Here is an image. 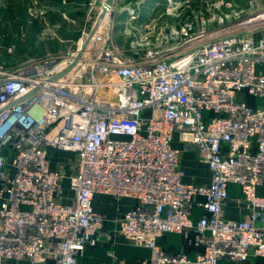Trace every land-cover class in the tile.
<instances>
[{
	"label": "built area",
	"instance_id": "obj_1",
	"mask_svg": "<svg viewBox=\"0 0 264 264\" xmlns=\"http://www.w3.org/2000/svg\"><path fill=\"white\" fill-rule=\"evenodd\" d=\"M104 2L87 0L86 18ZM130 6L114 0L65 50L0 66V264H85L83 250L112 237L95 193L133 200L117 232L149 249L143 264L264 258V102L247 100H264V5L169 23H137ZM122 10L124 43L112 31ZM174 134L208 183L183 181ZM57 151L70 155L54 161ZM231 199L246 217H225ZM165 233L193 256L163 249Z\"/></svg>",
	"mask_w": 264,
	"mask_h": 264
},
{
	"label": "rangeland",
	"instance_id": "obj_2",
	"mask_svg": "<svg viewBox=\"0 0 264 264\" xmlns=\"http://www.w3.org/2000/svg\"><path fill=\"white\" fill-rule=\"evenodd\" d=\"M87 0H0V66L14 68L22 61L46 52L65 50L74 45L81 31L92 28L97 14L86 18ZM250 0H116L119 9L128 5L137 18H154L157 22H174L190 10L205 15L225 12L231 8H246ZM253 6H263L264 0H251ZM190 4L189 7H183ZM178 6V7H177ZM178 8L181 15H177ZM181 8V9H179ZM99 14V13H98ZM128 17L122 10L113 17V36L125 40L123 27ZM264 72V64L257 66ZM149 110L145 112L147 115ZM70 153L57 151L54 161L66 159ZM70 168L72 166L70 164ZM69 192L68 178L63 180Z\"/></svg>",
	"mask_w": 264,
	"mask_h": 264
},
{
	"label": "crops",
	"instance_id": "obj_3",
	"mask_svg": "<svg viewBox=\"0 0 264 264\" xmlns=\"http://www.w3.org/2000/svg\"><path fill=\"white\" fill-rule=\"evenodd\" d=\"M134 20L137 23L147 20L148 18H137L134 14ZM129 18V15L127 19ZM126 19V20H127ZM125 21V20H124ZM123 42L121 40H118ZM252 102H264L263 99L251 98ZM172 146L180 150L179 165L184 170L183 181L195 183H208L210 180V171L205 162L200 160L196 151L189 146H185L174 134ZM55 164L53 163V166ZM230 195L237 196L239 190L236 185H229ZM257 193L264 195V182L257 188ZM70 192L66 191V196ZM133 205V200L128 197L115 199L110 195L95 193L92 198V209L103 217V227L111 233V239L101 238L95 246L86 247L79 259L85 264H98L100 262H113L117 264H143V261L149 256V249L143 246H137L124 238L117 232L118 219ZM238 204L230 200L225 209L224 215L227 218L239 219L247 216V210L239 211ZM195 218L198 217L200 210L194 208ZM157 242L163 249L170 252L184 251L189 256H193L194 248L184 240L183 236L178 233H165L157 239ZM22 264H27L23 262Z\"/></svg>",
	"mask_w": 264,
	"mask_h": 264
},
{
	"label": "trees",
	"instance_id": "obj_4",
	"mask_svg": "<svg viewBox=\"0 0 264 264\" xmlns=\"http://www.w3.org/2000/svg\"><path fill=\"white\" fill-rule=\"evenodd\" d=\"M247 100L249 103H254L251 101V97H248ZM193 215H194V217H196L194 214V211H193ZM221 264H264V258L252 256V257L247 258L246 260H244L240 263H234V262H231L228 260H222Z\"/></svg>",
	"mask_w": 264,
	"mask_h": 264
},
{
	"label": "water",
	"instance_id": "obj_5",
	"mask_svg": "<svg viewBox=\"0 0 264 264\" xmlns=\"http://www.w3.org/2000/svg\"><path fill=\"white\" fill-rule=\"evenodd\" d=\"M113 2H114V0H105V2L103 3V5H102V7H101V11L99 12V14H98V16H97V19H96L94 25L92 26V28H91L89 34H91V33L95 30V28H96V26H97V21H98V19L103 15L104 12H106V11L109 10V8H110L111 5L113 4Z\"/></svg>",
	"mask_w": 264,
	"mask_h": 264
}]
</instances>
